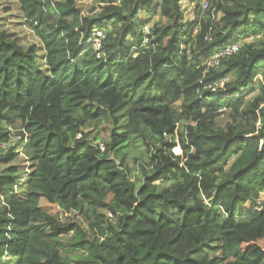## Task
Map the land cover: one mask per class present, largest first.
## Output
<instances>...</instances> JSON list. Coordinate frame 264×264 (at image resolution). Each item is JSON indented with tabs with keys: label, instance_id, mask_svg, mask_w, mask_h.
<instances>
[{
	"label": "trees",
	"instance_id": "obj_1",
	"mask_svg": "<svg viewBox=\"0 0 264 264\" xmlns=\"http://www.w3.org/2000/svg\"><path fill=\"white\" fill-rule=\"evenodd\" d=\"M15 1L45 68L0 20V264H264V0Z\"/></svg>",
	"mask_w": 264,
	"mask_h": 264
},
{
	"label": "rangeland",
	"instance_id": "obj_2",
	"mask_svg": "<svg viewBox=\"0 0 264 264\" xmlns=\"http://www.w3.org/2000/svg\"><path fill=\"white\" fill-rule=\"evenodd\" d=\"M93 0H87L85 1V6H83L85 11H89V9L92 7ZM188 11H187V15L189 18L193 17V9L194 6L193 5H189L187 6ZM20 6L17 5L15 0H0V20H1V26L2 28L6 29L7 32L12 33L13 35H15L16 38L19 39V42L24 45V46H30L31 44H35L37 46V55H38V61L40 63V65L42 67L45 68V51H43L44 47L43 44L41 42V40L37 37V35H35L33 33V31L29 28V26L26 24V20L23 16V14L21 13V11L19 10ZM222 114L218 117H222ZM225 117L224 118H220L219 123L223 124L226 122ZM109 121V123H107V119H102L99 120L97 122H89L87 123V125L84 128V131L89 133V137H93L95 136L98 131H100V135L102 137V141L106 144V142H109L110 140V132H111V128L113 127V124ZM16 131H13L14 134V140L12 141V144L10 145H16L18 144L20 137L15 135ZM9 147V148H10ZM8 150V149H7ZM174 152L176 154H181L182 153V149L179 147H176L174 149ZM127 153L129 154V164L133 169V179L137 176H140V167L139 164L143 163L144 159H147V153L144 151L143 147H138L136 145V147H131L127 150ZM17 157L15 158V160L12 162L13 165H16L17 167H19V169L21 170H25L27 174H29V172L31 171V166L29 161L27 160V157L21 152V149L17 150ZM133 157H138L140 158L139 160V164H134L132 158ZM137 165V166H136ZM27 174H24L22 176V178L24 179ZM104 213L107 214L106 211H103ZM61 220L63 222H67V221H72V220H77L79 221L83 227L87 230H89V233L94 235L93 232L90 230V226L89 223L86 219H84L82 217V215H79L78 213L72 212V213H62L60 216ZM70 259L77 261L79 254V251L77 252H71L68 251ZM73 261V263H74Z\"/></svg>",
	"mask_w": 264,
	"mask_h": 264
},
{
	"label": "built area",
	"instance_id": "obj_3",
	"mask_svg": "<svg viewBox=\"0 0 264 264\" xmlns=\"http://www.w3.org/2000/svg\"><path fill=\"white\" fill-rule=\"evenodd\" d=\"M202 7H203V9H207L208 8V1L207 0H204V2L202 3ZM145 32L147 34H150V29H149L148 26L145 27ZM97 34H98L99 37L96 36V38L94 39V43H95L96 48L100 50L101 47H102L100 38L103 37V35L100 32H98ZM147 40L148 39H146V41ZM205 40H207V41L211 40L210 36L207 35L205 37ZM212 48H215V47L213 46ZM238 49H239V44L238 43H234V44H232L230 46H227L224 49L216 48V51L213 53V55L208 60L207 65L209 67L217 66L219 64L221 58L226 57V56H230V55L236 53L238 51ZM222 84H223V82H222Z\"/></svg>",
	"mask_w": 264,
	"mask_h": 264
},
{
	"label": "clouds",
	"instance_id": "obj_4",
	"mask_svg": "<svg viewBox=\"0 0 264 264\" xmlns=\"http://www.w3.org/2000/svg\"><path fill=\"white\" fill-rule=\"evenodd\" d=\"M150 25H151V24H147V25H145L144 28H143V31H144V34H145L144 42H143L144 44H146V43L149 42V36L152 34ZM146 26L149 27V29H150V34H147V33L145 32V27H146ZM98 32H100V33L103 35V37L100 38L101 45L103 46V42H102V41L104 40L106 34H105V32H104L103 30H101V29H95V30H94V35H93V37H92L90 40H88V42H87V44H86V45H90V46H91L94 50H96L97 52H99V51L102 49V47H101L100 50L97 49L96 46H95V43H94V39L96 38V36L99 37L98 34H97ZM146 39H148V40L146 41ZM238 44H239V43H238ZM229 46H230V45H229ZM239 46H240V45H239ZM212 47H213V46H212ZM225 48H226V47H225ZM213 49H214V48H212V52L214 51ZM99 55L101 56L102 54L99 53L97 56L100 57ZM207 62H208V61H207ZM217 66H218V65H217ZM214 67H216V66H214ZM209 68H212V67H209ZM13 140H14V137H13L12 141H13ZM104 145H105V143L102 142V143H101V146L104 147ZM8 147H10V145H9ZM179 148H180V147H179Z\"/></svg>",
	"mask_w": 264,
	"mask_h": 264
}]
</instances>
